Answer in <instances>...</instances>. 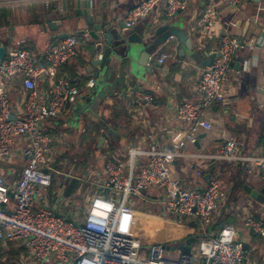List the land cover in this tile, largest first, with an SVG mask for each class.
Returning <instances> with one entry per match:
<instances>
[{
    "label": "built area",
    "instance_id": "1",
    "mask_svg": "<svg viewBox=\"0 0 264 264\" xmlns=\"http://www.w3.org/2000/svg\"><path fill=\"white\" fill-rule=\"evenodd\" d=\"M242 1L247 0L231 3L237 6ZM187 6V0H142L128 11L125 26L133 28L159 9L166 17L175 18ZM214 26L215 18L207 12L199 21L198 34L211 33ZM173 40L174 37L168 39L169 43ZM78 44L75 34L68 35L37 58L23 38L6 48L5 59L0 60V250L20 252V264H246L244 237L237 226L226 224L219 231L215 229V214L222 197L218 180H210L202 190H191L173 172L186 145L197 144L202 133L213 130L206 113L215 104L227 102L225 86L234 56L244 45L228 33L222 35L217 52L220 56L203 69L196 87L201 103L184 100L178 106L177 118L186 129L174 135L172 146L150 152L130 148L128 164L105 152L101 156L102 168H92L83 175L95 190L82 200L81 190L80 199L67 198L66 187L52 190L54 177L50 172L54 164L60 163L57 144L66 146L58 140L51 123L69 114L81 96L79 86L63 72L79 56ZM249 48L256 50L252 45ZM168 57L166 53L151 57L148 65H161ZM96 85V80L91 79L86 87L92 90ZM13 91L18 95L16 102L10 97ZM156 99L139 88L133 102L142 107ZM13 114L15 118L11 120ZM60 152L63 155L65 151ZM139 156L148 158L140 167ZM212 159L233 165L252 164L259 168L264 182V156L242 154L233 139H228ZM17 165L21 169L13 170ZM150 190L162 193L166 214L180 223L188 219L198 225L201 239L197 255L192 252L171 258L163 245L152 244L146 250L133 235L136 211L131 197H142ZM48 191L49 196L45 194ZM49 197L54 201L52 209L47 203ZM240 225L249 235L260 236L264 247V221L246 214Z\"/></svg>",
    "mask_w": 264,
    "mask_h": 264
},
{
    "label": "crops",
    "instance_id": "2",
    "mask_svg": "<svg viewBox=\"0 0 264 264\" xmlns=\"http://www.w3.org/2000/svg\"><path fill=\"white\" fill-rule=\"evenodd\" d=\"M23 1L0 2V5H12L9 24H4L8 36L5 47L10 48L24 38L28 40L30 48L38 58L42 52L58 43L61 36L75 34L79 41V56L73 59L63 72L79 86L81 96L78 104H82L83 98L90 92L86 87L87 83L95 79L93 72L87 67V52L93 42L95 28L107 20L125 21L128 11L142 0H46L39 3V0H26L27 3H21ZM187 1L186 10L175 18L166 17L163 9H159L146 19H140L133 27L134 32L139 33L152 25L155 30L168 25L179 27L192 39L198 51L207 52L209 56L218 52L220 39L226 33L243 42L245 48L234 56L233 70L225 86L228 93L227 102L215 104L206 113L213 123V130L202 133L197 144L186 145L173 166L174 176L181 179L191 190H202L210 180H218L222 197L215 214V229L221 223L237 226L246 214L252 215L257 221H264V204L250 199L244 190L246 186L262 191L264 182L261 180L259 168L252 164L233 165L212 159L219 155L228 139L236 141L244 155L264 156L261 144L264 138V0L242 1L237 6L232 5L231 0ZM207 12L213 14L215 26L211 33L200 35L199 21ZM174 41L171 47L159 51L156 55H169L163 64H153L154 74L160 82L146 81L140 85L136 84L135 88L157 96L152 104L136 106L133 98L138 89L135 90L128 82L125 84L123 76L121 87L114 91L113 97L109 96L114 85L113 79L103 88L108 97L102 102L99 118H106H101L100 121H104L112 132L108 133V139L100 147V138L106 131L100 121L97 126L92 127V139L89 144L96 152H109L128 164V149L150 152L163 146H172L174 135L186 129V125L177 118L178 106L184 100L201 103L196 87L203 69L207 67L202 65V62L208 61V58L203 57V60L197 62L188 57V52L186 57L181 58L180 50L186 48V45L176 39ZM249 45L256 50L250 49ZM240 58L243 59L242 62L238 61ZM41 84L45 86L47 83ZM10 97L13 102L18 99L15 91ZM147 161V157L139 156L138 166ZM97 164L102 168L101 158H97ZM91 167L89 165L83 171L82 177L79 176L80 184L72 196H68L70 188L66 187L64 194L67 198L80 199V190L84 192L82 200L86 194L94 193L95 187L83 180V175L92 169ZM198 171L201 172L200 176L197 175ZM55 185L56 182L52 190L57 192L61 187ZM45 194L49 196L50 192ZM51 198H48L47 203L52 209L54 201ZM139 199L158 207L164 205L162 193L155 190L148 191ZM41 204H44L43 199ZM135 211L139 217L135 216L132 233L140 239L137 233L146 231L145 236L151 240L147 241L146 238L142 241L146 250L150 245L158 243L164 248L168 247L165 249L169 257L176 258L182 252L177 250V255L173 256V249L188 238L197 237L199 244L201 238L198 225L196 224V228L190 226V223L195 221L184 220L180 223L166 214L162 207L160 213L150 214L144 212L147 210L136 209ZM231 219H234V223H227ZM253 237L248 235L244 238L246 264H264L263 243L254 244L251 241Z\"/></svg>",
    "mask_w": 264,
    "mask_h": 264
},
{
    "label": "water",
    "instance_id": "3",
    "mask_svg": "<svg viewBox=\"0 0 264 264\" xmlns=\"http://www.w3.org/2000/svg\"><path fill=\"white\" fill-rule=\"evenodd\" d=\"M182 13V12H181ZM152 25L149 28H144L143 31L135 33L133 28H127L125 22H116V20H107L98 27L95 28V36H93V42L89 46L87 59L88 68L93 72V76L98 83L96 87L86 95L82 100V104L79 103L72 111L76 118H93L99 117L102 102L108 97V94L103 91L105 86H108L113 79L112 91L109 96L115 95L114 91L121 87V76H123L124 83L135 86L143 82H160L156 74H154L153 67H150L149 60L151 57L155 58L160 49L165 44L166 48L173 45L174 40L180 41L186 45V48L180 50V57H188L200 62L203 57L208 58V61H203L202 65L211 66L214 60L219 57V53H213L208 55L207 52L201 53L198 51L192 39H190L185 31L168 25L160 27L157 30ZM68 35L61 36V39H65ZM174 37V40L169 43L168 39ZM241 43V42H240ZM243 45V42L241 43ZM6 55V47L1 44L0 47V60L3 61ZM101 56V58H99ZM242 62L243 59L238 60ZM15 115L11 116V120H14ZM103 125L104 131H106L100 138L99 146L101 147L108 139V133L112 132L104 121L100 122ZM262 147L264 149V138L262 139ZM47 172V170H46ZM210 177L208 176L207 179ZM244 190L249 194V198L259 203L264 204V188L261 192L244 187ZM227 223H234V219L227 221ZM226 223H221L217 226L216 231L222 229ZM190 226L196 228V223L191 222ZM217 238L218 235L216 234ZM198 238L193 236L188 238L185 242L181 243L173 250H179L181 254L192 253L193 246L197 243ZM168 249V247H165Z\"/></svg>",
    "mask_w": 264,
    "mask_h": 264
},
{
    "label": "rangeland",
    "instance_id": "4",
    "mask_svg": "<svg viewBox=\"0 0 264 264\" xmlns=\"http://www.w3.org/2000/svg\"><path fill=\"white\" fill-rule=\"evenodd\" d=\"M17 1V0H16ZM21 1V0H19ZM28 1L24 0L21 3H27ZM112 81V79H111ZM73 111V110H72ZM73 112H70L67 114L64 119H58L57 121L52 122V126L56 130H60L62 132L55 131L56 134H58V140H62L64 143H66V146L63 147L62 144H57L56 150H57V161L60 163L54 164L50 168V172L54 177V180L56 182L57 187H68L70 188V185H73L74 183L79 184V176L82 177L83 171L86 170V168L91 165V168H98L97 164V158H101L102 154L104 153L103 150H100V152H96L89 144V141L91 138V133L93 130V126H97V122L102 120L101 118L106 119L104 116L99 117H93V118H76L73 114ZM101 122V121H100ZM85 128V129H83ZM83 130H88L85 133H82ZM61 150L65 151L64 154H61ZM21 165H23L24 160H20ZM13 170L19 171L21 169L20 165H17L12 167ZM3 169V165L0 164V170ZM147 192H143L141 196L146 195ZM134 201V204L132 207L139 211H144L145 213L153 214V212L160 213L161 207L166 210L168 213V208L163 206H156V205H150L146 203L145 201L140 200L136 197H131ZM170 215V214H169ZM146 216V215H145ZM136 217H139V214L136 215ZM149 218H153L150 217ZM188 221V219H185ZM161 225V224H160ZM239 232L243 235V237H247L249 235L248 231L244 229L240 224H236ZM142 232V231H141ZM137 233L140 236L141 241L146 239L147 241H151L148 237L145 236L146 231L144 233ZM248 241V240H247ZM254 244H261L263 243V239L255 235L252 240ZM171 247L173 245H170ZM15 251V256L8 255V250L4 249L1 251L0 256V264H20V252ZM193 254L197 255L198 253V242L194 245L193 248ZM173 256L177 255V250L172 254Z\"/></svg>",
    "mask_w": 264,
    "mask_h": 264
},
{
    "label": "trees",
    "instance_id": "5",
    "mask_svg": "<svg viewBox=\"0 0 264 264\" xmlns=\"http://www.w3.org/2000/svg\"><path fill=\"white\" fill-rule=\"evenodd\" d=\"M9 0H0V2H7ZM46 0H39V2H45ZM11 7L12 5H0V43L1 44H4L5 46L7 45V42H8V36H7V33L4 29V24H9V16H11L10 12H11ZM80 178H79V184H80ZM55 183V180L53 181V184ZM77 187V184L74 183L73 185H70V191L68 193V196H72L75 189ZM1 251L0 250V254H1ZM8 255L11 256H15V251L14 249H8ZM1 256V255H0Z\"/></svg>",
    "mask_w": 264,
    "mask_h": 264
}]
</instances>
